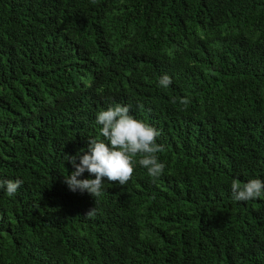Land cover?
Instances as JSON below:
<instances>
[{
    "label": "trees",
    "instance_id": "1",
    "mask_svg": "<svg viewBox=\"0 0 264 264\" xmlns=\"http://www.w3.org/2000/svg\"><path fill=\"white\" fill-rule=\"evenodd\" d=\"M117 104L161 132L163 174L137 156L125 186L71 192L67 156ZM17 179L0 264H264V196L231 193L264 180V0H0V180Z\"/></svg>",
    "mask_w": 264,
    "mask_h": 264
},
{
    "label": "clouds",
    "instance_id": "2",
    "mask_svg": "<svg viewBox=\"0 0 264 264\" xmlns=\"http://www.w3.org/2000/svg\"><path fill=\"white\" fill-rule=\"evenodd\" d=\"M158 83L159 86L167 88L172 80L164 75ZM175 102L173 99V103ZM180 103L186 108L190 101L183 98ZM95 123L101 126L100 136L103 139L89 138L87 151L81 149L75 156H67L68 163L75 169L64 178V183L71 192L87 193L98 198L102 194L105 178L109 182H118L120 186H125L132 178L134 157L137 156L140 157L139 165L147 170L149 177L155 180L163 174L165 164L159 162L157 156V153L163 151V145L156 142L161 132L135 119L128 106L117 104L99 111ZM85 172L95 176V179H79ZM21 185L22 181L19 179L0 180V190H4L8 197H13ZM231 193L232 199L237 202L261 198L264 196V180L250 179L241 183L234 179ZM97 213L95 200V207L86 213L85 218L93 219Z\"/></svg>",
    "mask_w": 264,
    "mask_h": 264
}]
</instances>
